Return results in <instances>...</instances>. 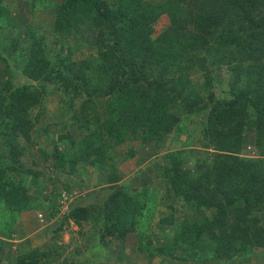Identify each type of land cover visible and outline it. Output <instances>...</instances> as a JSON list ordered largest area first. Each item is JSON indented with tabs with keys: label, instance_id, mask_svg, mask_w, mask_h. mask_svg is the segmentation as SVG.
<instances>
[{
	"label": "trees",
	"instance_id": "obj_1",
	"mask_svg": "<svg viewBox=\"0 0 264 264\" xmlns=\"http://www.w3.org/2000/svg\"><path fill=\"white\" fill-rule=\"evenodd\" d=\"M42 1L53 9L56 33L67 37L77 25L88 24L95 31L96 41L90 57L73 59L74 49L63 52L61 45L59 52H51L55 60L51 62L42 42L30 34L24 74L38 83L15 87L7 82L0 88V137L9 152L8 160L0 158V206L4 205L0 227L12 232L21 213L34 209L35 199L23 185V173L28 172L19 160L22 148L15 140L19 136L30 140L34 122L28 111L40 104L47 84L52 82L64 91L73 87V97L83 92L87 95L81 101L80 113L74 112L75 105L69 102L71 119L84 130L91 131L96 125L97 132L103 134L99 140L100 136L111 140V147L134 139L159 147L166 144L169 162L159 166L157 175L165 196L173 194L184 213L182 217L172 211L161 215L156 225L164 229L162 242H152L156 232L144 233L140 247L150 257L158 256L159 264H226L240 254L243 261L256 247H264V0ZM160 13L169 16L170 25L153 36L152 24ZM8 14V7L0 0V25ZM188 22L194 31L184 38V32L177 28L184 30ZM236 22L242 25L237 27ZM188 61L202 70L199 89L190 85L186 75ZM215 62L232 65L234 71L222 95L215 92L216 79L210 68ZM94 69L99 74L98 86L91 85L88 73ZM104 81L108 83L102 87ZM104 95L102 112L95 117L87 114ZM196 115L201 116L198 122ZM187 117L192 128L183 126ZM192 129L198 131L199 149L214 146L210 162L194 161V169L205 171L193 180L191 169L183 166ZM251 130L259 156L242 157L244 135ZM183 133L185 138H181ZM66 138L74 145L69 133L58 135L60 142ZM87 139L82 146L77 142L78 154H67L55 144L47 157L58 169L78 177L86 166L98 168L97 183L108 191L103 203L96 210L74 204L64 222L71 218L81 223L96 214V239L107 247L124 242L126 234L151 208L146 190L132 196L117 183L122 175L105 173L103 153L88 156L89 146L84 147ZM166 140L174 141L175 147ZM100 146L95 145L94 151ZM129 151L125 157L133 155V148ZM15 172L19 178L13 176ZM155 205L154 200L152 209ZM52 254V248L37 246L10 260L13 264H49L47 259ZM4 259L9 260L0 237V264Z\"/></svg>",
	"mask_w": 264,
	"mask_h": 264
},
{
	"label": "rangeland",
	"instance_id": "obj_2",
	"mask_svg": "<svg viewBox=\"0 0 264 264\" xmlns=\"http://www.w3.org/2000/svg\"><path fill=\"white\" fill-rule=\"evenodd\" d=\"M2 1L8 7L9 14L5 23L0 25L1 89L7 85V82L15 87L29 82L35 85L38 83L37 81L30 80L24 74L25 63L26 60H28L25 50L27 47H30V34H33L36 39H39L42 42V45L45 47L46 55L51 62L55 61L54 55L51 52H59L61 45H63V52H67L68 48L74 49L72 56L73 59L90 57L92 55L93 48L91 45L95 44L96 35L94 29L90 25H77L75 30L70 32L67 37H62L60 33H56L54 30L53 9L48 6L45 1ZM150 2L154 3L153 0ZM195 7L196 6H193V8ZM229 15L232 16L233 12L229 11ZM235 24L237 27L242 25L240 22H236ZM152 25L154 30L153 36H156L160 34L162 30L169 27V16L166 13L158 14ZM177 31L179 33L184 32V38H187L190 32L194 31V28L188 22L185 23L184 30L177 28ZM203 55L208 57L206 54ZM261 62L264 67V53L261 57ZM185 63V65H187L186 75L190 81V85L199 89L200 84L203 81L202 70H200L196 63ZM231 67L221 62L211 64L210 68L216 79V95H222V92H224L222 91V88H228L234 73ZM88 73L91 78V85L98 86L99 82L96 80L99 76L98 72L94 69L92 71L89 70ZM107 83V81H104L101 86L105 87ZM47 85L40 104H37L28 111L29 118L34 122V126L30 132V140L26 141L21 136L17 137L15 140V143H17L16 145L22 148L19 157L20 163L22 164L23 169L28 172L26 175L22 172L24 181L23 185L26 186L28 195L35 199V202L33 201V208L40 206L37 213L42 214V217L39 218L37 213L35 214L39 223L38 225L43 228H53L52 231L57 229L56 226L59 224V219H63L59 204L60 194L63 191L73 192L72 202L70 204L71 208L74 204H77L80 206H88L90 210H96L103 203L104 197H106L108 191L104 190L106 187L103 186L105 185L97 183L96 174L100 173L98 168L91 165L86 166L82 170L81 176L78 177L68 171L58 169L55 167L52 158L49 156L47 157V153L53 151L55 144L58 145L60 150H64L67 154L75 155L80 153V150L77 147V142L82 146L88 136V139L86 140L87 145L84 146H89L88 151H86L88 156L90 155V158H92L94 155L95 157L98 156L99 152L103 153V157L106 159V165L104 164L105 173L114 172L122 175V179L117 183H121L125 186L132 196L135 192L141 193L142 190H146V201L149 204L148 209L151 208L147 211L148 214L145 217L142 216L138 223L139 225L137 224L132 231L126 234L124 242H116L107 247H111V249L113 248V253H119L120 255L123 254L124 257L120 264H159L158 256L152 258L140 247L141 243L144 241V233L147 232L146 235H150L151 233L156 232L155 235H157V237H154L152 242L154 244H157V242L160 243L164 238L161 233L164 229L158 227L156 222L159 221L161 215L172 211L175 213V216L182 217L184 213L183 206L180 204V201L177 202V199L174 198L173 194H171L170 198L169 195L165 196V188L160 186L162 183L157 175L160 169L159 166L168 164L169 162L165 155L167 151L165 147L166 144L163 143L164 145L159 147L153 142L140 144L139 140L134 139L111 147L109 145V143L111 144V140L105 141L104 137H101L103 135L102 132H100V138L102 140H99L100 133L97 132L96 125L91 131L84 130L83 127L79 126L78 123H75L71 119L72 115L69 111V102L72 101L74 103V112L80 113L81 101L83 98H87V95L84 92L82 95H76L73 97L71 96L73 87L68 88V91H64L62 90L63 88L55 87V84L52 82ZM106 96L99 97L95 106L88 108L86 111L87 114L90 113L92 117H95V114L102 112L106 105ZM228 96H230V93ZM246 110L250 111V107L248 106ZM199 120H201V116L196 115L195 121L198 122ZM183 122V126L186 128L193 127L192 120H189L188 117ZM64 123H66V126ZM67 133L73 137L74 143L72 144L74 145H69L71 142L68 138L64 141H59L58 135ZM186 133H183L181 138H185L187 135ZM191 133L190 143L187 147V150L189 151L188 157L185 159L183 166L191 169L192 176H190V178L193 180L205 171L203 168L194 169V161L198 159L202 162L203 159L210 162L214 152V146H211L208 150L202 148L199 149L196 140L198 131L192 129ZM254 138V130L246 131L243 146L240 149V156H259L254 143ZM98 143H101V146L100 149L95 152L94 146H97ZM166 143H169L170 147L175 144L174 141L171 143L170 141L168 142V140H166ZM130 148H133L134 150L133 155L125 157V155L130 152ZM0 158L5 160H8L9 158V152L2 137H0ZM120 159H123V161L119 162ZM100 168H102V165ZM13 176L19 178L20 174L15 172L13 173ZM154 200L156 201V205L154 209H152V203ZM170 204H173V206L169 209ZM45 205L47 206L46 208ZM173 208H176V211H173ZM2 210H4V205L0 206V218H3L2 216L4 215ZM92 216L93 219L82 221L83 229L78 231L79 236L76 240L73 239V241L75 240V243L80 244V248L78 247V249L83 248V240H86L90 244L98 243L97 240H95L96 243L91 240L90 236H92V234L89 233L91 230L98 233V220L94 219L97 215L94 214ZM29 219H31V216H29ZM40 219L43 221L41 222ZM68 225L70 224H67V226ZM95 237L93 236V238ZM55 238L58 240V244H56L54 251L58 258L53 264H85L84 262H81L83 256H85L84 250L78 258V263H76L75 259L71 258L72 255L75 256L72 252L71 244L68 243L67 240H64L61 233H57ZM93 248H96V252L106 249L105 246L99 244L94 245ZM78 249H76V251H78ZM96 252H92V255L96 254ZM65 255H67V257H64ZM6 257H8L9 260L4 259V264H13V260H10L12 256L6 254ZM242 257L243 256L240 254L236 256V258L229 260L226 264H264V247H256L251 254L246 256L247 258L245 260L242 259L243 261H240ZM203 264H212V262L207 261Z\"/></svg>",
	"mask_w": 264,
	"mask_h": 264
},
{
	"label": "crops",
	"instance_id": "obj_3",
	"mask_svg": "<svg viewBox=\"0 0 264 264\" xmlns=\"http://www.w3.org/2000/svg\"><path fill=\"white\" fill-rule=\"evenodd\" d=\"M98 174L99 173H97L96 176ZM46 207L47 206L45 205V208ZM39 208L40 206H36L34 209L23 211L18 221H14L11 227L13 231H10V233H8L5 228L2 229V227H0V237L4 240L5 251L8 256H17L19 254L26 253L37 246L40 248L48 247L52 248L53 254L51 257L48 256L47 260L50 262L49 264H53V262L58 258L54 251L56 244H58V240L55 238V235L57 233H61L64 240H67L68 243L71 244L72 252L75 254V256L72 255L71 258H74L76 263H78L79 256L85 251V256H83L81 261L85 264H120L124 256L123 254L120 255L119 253H113V248L111 249V247H106V249L96 252V248H93V246L96 244L98 245V243L95 241L97 239L93 230L89 231V233L92 234V236H90L91 240H93L96 244H90L86 240H83V248L78 249V247L80 248V244H77L74 241L79 236L78 231L83 229L82 221L81 223H77L74 222V220L69 219L61 225L62 227L56 226L59 231H57V229L52 231L53 228H43L38 225L39 223L35 214L38 212ZM29 216H31V219H29ZM67 224L70 225L67 226ZM93 236L95 238H93ZM73 239L75 240L73 241ZM76 249H78V251H76ZM92 252H96V254L92 255ZM64 257H67V255Z\"/></svg>",
	"mask_w": 264,
	"mask_h": 264
},
{
	"label": "built area",
	"instance_id": "obj_4",
	"mask_svg": "<svg viewBox=\"0 0 264 264\" xmlns=\"http://www.w3.org/2000/svg\"><path fill=\"white\" fill-rule=\"evenodd\" d=\"M72 194L73 192H66L63 191L60 194V198H59V204H60V208H61V214L62 216L66 215L69 213L70 208H71V202H72ZM38 217L41 218L42 214H38ZM40 221L42 222L43 220L40 219Z\"/></svg>",
	"mask_w": 264,
	"mask_h": 264
},
{
	"label": "clouds",
	"instance_id": "obj_5",
	"mask_svg": "<svg viewBox=\"0 0 264 264\" xmlns=\"http://www.w3.org/2000/svg\"><path fill=\"white\" fill-rule=\"evenodd\" d=\"M71 210V209H70ZM70 212V211H69ZM39 214V213H38ZM66 216H68V214H66V215H64L63 216V219L61 218V219H59V224H57V226H61L63 223H64V219H65V217ZM69 219H71V218H68L67 220H69ZM67 220H65V221H67ZM57 221V220H56ZM53 222H55V221H53Z\"/></svg>",
	"mask_w": 264,
	"mask_h": 264
}]
</instances>
